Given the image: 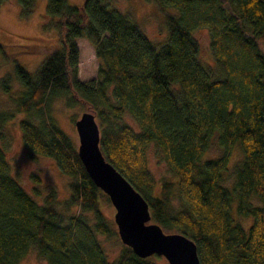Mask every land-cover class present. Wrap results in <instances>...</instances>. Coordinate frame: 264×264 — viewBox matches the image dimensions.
I'll list each match as a JSON object with an SVG mask.
<instances>
[{"label": "trees", "instance_id": "1", "mask_svg": "<svg viewBox=\"0 0 264 264\" xmlns=\"http://www.w3.org/2000/svg\"><path fill=\"white\" fill-rule=\"evenodd\" d=\"M112 1L47 0L52 23L45 26L56 27L62 46L35 72L0 41V53L13 59L0 88L26 114L20 120L24 143L32 156L54 158L70 176L67 198L53 189L39 202L12 174L0 145V264H17L32 247L48 264H158L126 244L109 259L99 234L112 232L101 209L103 199L111 200L51 113L56 98L95 113L106 158L146 198L152 222L196 242L201 264H264V0H155L163 10H179L166 13L160 45ZM19 2L28 15L36 0ZM203 27L218 67L199 58L194 32ZM78 37L87 38L101 60L97 76L87 81L78 78ZM12 117L0 111V126ZM151 143L172 176L157 181L151 173ZM214 143L220 153L202 160ZM235 148L241 156L232 164ZM230 167L231 187L225 184ZM234 199L239 214L254 217L248 228L232 215Z\"/></svg>", "mask_w": 264, "mask_h": 264}, {"label": "rangeland", "instance_id": "2", "mask_svg": "<svg viewBox=\"0 0 264 264\" xmlns=\"http://www.w3.org/2000/svg\"><path fill=\"white\" fill-rule=\"evenodd\" d=\"M67 1L72 4L83 2V0ZM46 6L47 0H36L33 11L24 15L19 0H4L0 5V41L6 44L9 53L16 52L14 58L30 72H35L38 65L47 56L62 46L56 27L45 26L49 20L52 23L51 18L46 15ZM110 6L126 13L135 20L156 45H160L167 36L166 13H179L178 8L173 6H167L163 10L155 0H113ZM194 34L200 43L199 58L201 62L208 67H218L211 53L208 28L197 29ZM76 42L79 47L78 78L87 81L97 76L101 60L95 53L94 45L87 38L78 37ZM12 70L13 59L7 60L0 53V78ZM50 110L58 124L71 136L78 148L79 136L75 120L80 117L83 111L88 110L86 105L77 103L70 107L64 98H56ZM0 111L14 113V117L0 126V130L4 132V137L0 138V145L6 151L11 163L12 174L39 202H43L45 196L53 189L60 199L67 198L70 194V176L60 169L54 158L42 154L36 157L31 155L24 143L20 128V120L26 114L17 110L16 100L1 88ZM125 119L136 130L140 129L138 122L130 113H126ZM220 151V148L214 143L211 149L204 153L202 160L211 155L219 154ZM235 151L232 164L241 156L238 148H235ZM147 165L157 181L163 177L172 176L157 146L152 143L148 148ZM33 174H38L40 180L36 181L32 176ZM233 182L234 174L232 167H230L225 175V184L231 187ZM101 204V209L112 227V232L99 234V237L109 259L114 260L118 257L124 242L120 238L118 226L114 219L116 211L114 205L105 199L101 201ZM231 212L235 221L241 222L246 228L254 220L253 216H243L238 213L236 199L232 202ZM85 213L89 217H93V211H86ZM151 259L158 264H170L163 255H151ZM17 264H48V262L38 254L35 247H32Z\"/></svg>", "mask_w": 264, "mask_h": 264}, {"label": "water", "instance_id": "3", "mask_svg": "<svg viewBox=\"0 0 264 264\" xmlns=\"http://www.w3.org/2000/svg\"><path fill=\"white\" fill-rule=\"evenodd\" d=\"M75 125L79 157L95 184L108 194L114 205V219L124 244L141 257L159 254L170 264H201L196 242L182 232H166L160 224L152 222L146 198L106 158L95 113L83 111Z\"/></svg>", "mask_w": 264, "mask_h": 264}]
</instances>
